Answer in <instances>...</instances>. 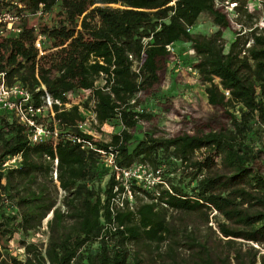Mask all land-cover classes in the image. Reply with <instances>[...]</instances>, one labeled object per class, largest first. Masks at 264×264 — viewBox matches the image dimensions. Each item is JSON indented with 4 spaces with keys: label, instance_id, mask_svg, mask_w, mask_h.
<instances>
[{
    "label": "trees",
    "instance_id": "16d2710c",
    "mask_svg": "<svg viewBox=\"0 0 264 264\" xmlns=\"http://www.w3.org/2000/svg\"><path fill=\"white\" fill-rule=\"evenodd\" d=\"M218 1L0 0L3 8L22 16L19 34H0V74L9 83L30 89L36 102L46 91L63 103L70 102V92L89 91L79 104L56 107V143H32L27 128L11 112H1L0 264H130L134 242L166 240L171 228L161 214L165 207L217 211L224 217L217 221L224 237L264 247V145L259 139L264 128V27L247 35L243 29L236 31L225 51L222 29L231 23ZM232 2L240 12L238 4L246 1ZM41 4L44 14L38 30L47 38L44 54L27 20ZM203 13H209L219 27L211 36L191 31ZM179 41L190 42L197 54L194 67L205 83L212 115L223 116L228 123L219 121L208 130L202 124L193 133L170 137L154 132L137 136L138 123L151 116L138 109L139 96L160 84V71L170 55L167 45ZM82 109L94 113L100 126H119L109 141H94L80 131L78 122L86 118ZM49 126L54 127L53 121ZM72 136L113 150L122 167L163 166L165 173L176 176L183 166L189 181L180 177L168 188L158 184L154 192L134 185L133 191L146 194L148 201L133 205L125 198L123 206L118 198L124 187L92 147L82 149ZM19 153L18 167H3ZM55 170L59 187L66 191V212L51 194ZM50 212L49 238L45 252H40L43 263L8 251L7 232L37 229ZM191 248L189 264H232L230 255L195 239ZM133 259V264L142 262L138 255ZM234 259L236 264H264V252L253 246L246 252L240 248Z\"/></svg>",
    "mask_w": 264,
    "mask_h": 264
},
{
    "label": "rangeland",
    "instance_id": "374dc122",
    "mask_svg": "<svg viewBox=\"0 0 264 264\" xmlns=\"http://www.w3.org/2000/svg\"><path fill=\"white\" fill-rule=\"evenodd\" d=\"M244 1L246 2L238 4L242 5L240 12H237L236 2H232V0L218 1V7L227 13L231 23L229 27L222 29L221 39L225 51H228L231 42L235 39L236 31L243 29V33L247 35L254 28L260 30L264 27V0ZM250 14L251 16H249ZM40 21L41 17L32 15L28 24L39 23ZM218 29L219 27L215 24L213 17L209 13H203L191 31L192 33L211 36ZM251 42L249 41L247 46ZM196 62L197 54L190 42L179 41L176 45V54L169 55L160 71V84L139 96L140 105L138 109H145V112L151 113V116L138 123L135 129L137 136H142L146 132H154L157 136L170 137L185 132L193 133L202 124H206L205 129L208 130L207 126L214 127L220 123L219 121H223V123L227 121L223 116L216 119L212 115V107L207 100L205 83L199 72L195 73V71L189 70V67L194 66ZM97 82L102 85L104 80L100 79ZM72 97L75 101L82 99L81 102H83L86 100V98H82V93L78 92L73 93ZM82 114L89 117V110L82 109ZM91 128L95 130V125H92ZM118 128L119 126L115 124L105 123L98 127V130H95L97 139L109 141L112 133ZM260 130V143L264 145V128ZM262 164L264 170V158ZM148 167L152 171L156 170L151 165ZM167 173H165V167L162 166L158 174L160 179L150 189L151 191L154 192L158 184L161 185L160 188H168L171 182H179L180 177L184 179V183L189 181V177L183 173V166L178 169L176 176L173 172ZM107 178L106 175L104 182ZM51 188L53 191L51 194L57 200V206L66 212L67 208L63 202L65 194L60 193L59 183L54 180L51 183ZM136 196L138 197L136 198ZM148 199L146 194L137 193L132 203L135 205L142 200L148 201ZM50 214L52 217V212ZM161 214L171 228L166 240L162 243L148 240L134 242L130 245V264L134 263L133 257L135 255L141 258V264H189L193 253L192 239L210 246L212 250L219 253L230 255L232 264H236L234 252L240 248L246 252L250 246H253L261 250V253L264 252L263 245L257 242L242 238L228 240L227 237H224L217 226V221L224 220V217L217 211L206 208L188 211L165 207L161 209ZM44 222L45 220L42 221L39 228L28 232L16 229L7 232L5 241L8 251L20 259H31L35 262L37 259L38 263H43L44 256L40 255V252H45L49 238V227ZM39 257H42V261H40L41 259L38 260ZM45 264L48 263L45 261Z\"/></svg>",
    "mask_w": 264,
    "mask_h": 264
},
{
    "label": "built area",
    "instance_id": "2783aa9c",
    "mask_svg": "<svg viewBox=\"0 0 264 264\" xmlns=\"http://www.w3.org/2000/svg\"><path fill=\"white\" fill-rule=\"evenodd\" d=\"M43 14V4H41V8L36 13L28 14L27 20L29 21V18L32 15L40 17ZM21 23V15L19 16L17 14H14L12 11L5 9L0 5V34H19L22 30ZM29 26L33 27L37 32V39L35 41V44L38 47L40 54H44V42L47 39L46 36L42 33H39L38 23H33ZM167 49L170 52V55L176 54V45L174 43L167 45ZM130 58L134 60L133 68L138 71L137 60L132 54H130ZM189 70L195 71V73L198 72V70L194 66H190ZM0 79V114L5 110L11 112L15 119L27 128L28 138L32 143L48 140L56 143L59 137V128L57 125V120L55 118L56 107L58 106L59 110H62L64 109V107L68 108L72 104H79L82 99H80L79 101L73 100V93H82V98H87L85 95H89V91L86 89H80L74 92H70L68 94L70 102L63 103L60 98H56L51 93L46 91L40 97V101L36 102L30 89H28L21 83H9L5 78L4 73L0 74ZM37 90H39V88ZM226 93L228 94V92ZM51 121H53L54 123L53 128L49 126V123ZM92 125H95V130H98L97 128L101 127L98 124L95 114L89 111V117L80 120L78 122V128L80 129V131L92 135L94 141H101L97 139V133L95 130H92ZM71 138L74 142L82 143V149L92 147L98 154L103 166L108 169L109 174L115 175L116 180H118L122 187H124L125 189L122 197L118 198V201L123 206V201L125 198L128 199L130 203L134 201L135 195L137 194L133 191L134 185L141 189L150 190L159 181L158 179H160V175H158L160 173V170L152 171L148 167L149 165L142 163H135L129 167H122L116 162V153L113 150L99 147L93 143H87L81 136H72ZM45 157L51 160L50 156L45 155ZM21 160L22 155L20 153L16 154L8 158L3 163V167H18L21 163ZM54 164H58L57 158L54 159ZM53 176L54 179L58 182L57 170L53 172ZM60 193H64L66 195V191H64L63 189H60ZM50 213L44 219V223L46 225L48 224V218L51 216Z\"/></svg>",
    "mask_w": 264,
    "mask_h": 264
}]
</instances>
